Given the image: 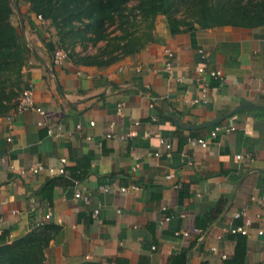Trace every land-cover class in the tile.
<instances>
[{"label":"crops","instance_id":"obj_1","mask_svg":"<svg viewBox=\"0 0 264 264\" xmlns=\"http://www.w3.org/2000/svg\"><path fill=\"white\" fill-rule=\"evenodd\" d=\"M25 9L22 90L44 116L0 118V245L51 226L47 264H264V26L171 35L156 20L137 53L97 64L105 42L78 44L56 66L54 28Z\"/></svg>","mask_w":264,"mask_h":264},{"label":"trees","instance_id":"obj_2","mask_svg":"<svg viewBox=\"0 0 264 264\" xmlns=\"http://www.w3.org/2000/svg\"><path fill=\"white\" fill-rule=\"evenodd\" d=\"M23 6L26 14L40 16L54 28L57 42L47 43L50 52L63 48L71 58L78 44L105 42L92 58L97 64L112 63L152 43L158 16L166 18L171 35L197 28L264 26V0H0V118L16 105L30 57L11 23ZM56 232L51 226L35 228L0 245V264H47L45 250Z\"/></svg>","mask_w":264,"mask_h":264},{"label":"built area","instance_id":"obj_3","mask_svg":"<svg viewBox=\"0 0 264 264\" xmlns=\"http://www.w3.org/2000/svg\"><path fill=\"white\" fill-rule=\"evenodd\" d=\"M37 19L39 21H43L42 18L40 16L37 17ZM165 53V56L167 58V62H166V65H165V70L167 71L168 75L170 78H173L174 75H173V72H172V58H173V53L170 51V50H165L164 51ZM67 58V53L61 49V48H58L54 51L53 53V64L56 65V66H61L63 64V62L65 61V59ZM198 71L200 73H203L204 70L203 68H199ZM209 75L213 78H222V74L221 72H211L209 73ZM33 85L30 83L28 84L21 92V94L19 95L17 101H16V105H15V110L16 112H24V111H35L37 114H39L40 116H44V111L41 109V108H37L35 107L34 105V99H33ZM203 103L205 102V100L202 101ZM119 111H120V108H119ZM42 124L39 122L38 123V126H41ZM92 126V124H90ZM220 129L218 127H216L214 129V131L212 132L211 136H215L216 133L219 131ZM60 134V128H57L55 130L53 129H49L48 130V135L49 136H59ZM110 137V136H108ZM9 141V139H8ZM201 147H205L206 146V142L204 140H197L196 141ZM162 145L164 146V148L166 149V151H169L170 150V146L164 142H162ZM156 156H158V154H156ZM242 156H237V159H241ZM61 163L62 164H65V160L62 159L61 160ZM44 169L42 167H36V168H30L29 171L32 172V173H38V172H41L43 171ZM64 170L63 168L59 170V173H63ZM22 175L25 174V172H21ZM170 176H167V179H169ZM131 189H137L136 186H132ZM128 190V188H122L121 191L122 192H126ZM106 191V190H104ZM74 198L77 199V200H81L83 202H87L88 201V198L86 196H84L81 192L79 191H76L74 193ZM97 210L94 211V214H97ZM49 216H46V218H48ZM234 217L235 218H239V217H245V212L242 211V212H239V213H236L234 214ZM165 221H168V218H165ZM247 225H249V221H246ZM196 231V230H195ZM231 232L234 234V233H239V234H245L246 233V229L245 227H238V228H235L233 230H231ZM262 232H260L259 234H261ZM182 236L184 237H188V232H182L180 233ZM179 235V234H177ZM211 250H214V248H212Z\"/></svg>","mask_w":264,"mask_h":264},{"label":"rangeland","instance_id":"obj_4","mask_svg":"<svg viewBox=\"0 0 264 264\" xmlns=\"http://www.w3.org/2000/svg\"><path fill=\"white\" fill-rule=\"evenodd\" d=\"M132 5H134V3L130 4V6H132ZM15 15H16V14H15ZM15 15H13V16L11 17V23H12L13 25H16V24H17V18H16ZM156 20H159V21H161V23L167 25L166 18H165L164 16H158V17L156 18ZM156 20H155V22H156ZM86 44H89V46H90V50H89V52L91 51L92 53H94V49H93V48H94V45H92V44H90V43H86Z\"/></svg>","mask_w":264,"mask_h":264}]
</instances>
